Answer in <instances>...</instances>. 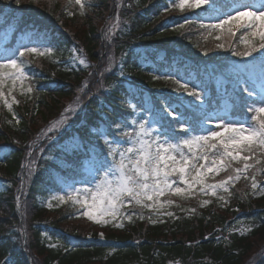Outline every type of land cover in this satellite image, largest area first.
Listing matches in <instances>:
<instances>
[{
	"label": "trees",
	"instance_id": "trees-1",
	"mask_svg": "<svg viewBox=\"0 0 264 264\" xmlns=\"http://www.w3.org/2000/svg\"><path fill=\"white\" fill-rule=\"evenodd\" d=\"M30 1L0 0V62L5 50L19 59L26 46L52 48L47 56L31 57L34 62L25 69L29 80L15 86L6 81V94L12 89L20 103L9 112L0 102V264L5 259L24 264L28 253L31 264H264V250L253 252L255 243L264 246V195L251 189L254 170L229 186L230 195L218 189L216 197H172L181 205L166 209L173 217L152 223L144 210L145 219H125L123 228L97 225L82 215L86 209L52 199L91 182L89 158L72 148L82 142L88 149L94 142L92 151L106 154L102 138L95 137L98 126L114 132L113 122L147 118V108L156 113L176 106L173 81L154 77L176 74L207 92L205 110L223 115L229 105L228 118H242L241 102L232 92L233 70L252 58L234 56L227 47L231 38L229 45L244 50L239 32L217 40L219 32L202 35L198 23L215 22L219 12L214 9L227 12L232 0H207L184 12L169 8L170 0H84V15L74 3L48 7ZM96 15L103 16L100 27ZM118 17L109 36V25ZM185 18L197 22L186 24ZM219 43L226 48L217 49ZM81 51L90 66L76 65ZM28 86L34 91L21 95ZM183 99L178 111L190 121L200 119L193 106L200 102ZM70 104L74 111L65 112ZM62 115L66 123L50 130ZM230 174L235 175L209 174L208 182ZM257 180L264 183V172ZM201 200L211 203L201 206Z\"/></svg>",
	"mask_w": 264,
	"mask_h": 264
},
{
	"label": "snow or ice",
	"instance_id": "snow-or-ice-1",
	"mask_svg": "<svg viewBox=\"0 0 264 264\" xmlns=\"http://www.w3.org/2000/svg\"><path fill=\"white\" fill-rule=\"evenodd\" d=\"M14 2L19 5L21 0ZM73 2L79 6L80 15H84V0H69L70 4ZM206 2L207 0H170L168 7L175 5L184 12L199 9ZM214 11L219 12L214 18L215 22L204 23L200 20L199 27L209 35L219 32L217 40L221 35L236 37L239 32V43L243 44L244 50L231 45L227 47L234 56L252 58L233 70L235 79L232 81V92L241 102L242 118H228L229 105H225L223 115L205 110L203 105L207 92L196 86L190 87L189 81L182 82V78H177L176 74L154 77L173 81L176 106L165 105L162 111L156 113L151 108L144 109L148 114L147 118L113 122L116 124L114 132L110 128L106 130L98 126L95 137L102 138L106 154L103 150L100 153L93 152L94 142L90 143L88 149H85L82 142H77L72 152L81 151L89 158L92 180L81 188L69 187L65 194L53 196V200L62 204L79 205L86 209L82 215L97 225L111 224L113 227L123 228L125 219L129 222L134 217L145 219L144 210L148 211L147 219L152 223L158 222L161 216L173 217L175 214L166 209L173 206L181 208V205L172 197L181 200H189L198 195L216 197L218 189L230 195L229 186L239 181L242 175L248 179L247 173L250 170H254L250 177L251 189L254 193L264 195V183L257 180V176L264 172V0H232L227 12ZM196 22L185 18L186 24ZM178 27L184 28L185 24ZM107 33L110 36L111 30H107ZM216 48L225 49L226 46L219 43ZM51 52L50 47L26 46L19 51L17 59L14 52L8 53L5 50V58L0 62V102L9 112L12 111L13 104H19L20 101L11 95L12 89L6 94V81H11L13 86L17 81L23 84V81L31 78L25 71L26 66L34 62L31 57H44ZM257 53L258 56L254 55ZM204 54L207 55V51ZM77 59L80 64L87 66L85 59ZM33 91V87L28 86L21 95ZM185 96L200 102L193 105L199 111L200 119L190 121L184 113L178 111L184 104ZM131 108L136 110L135 105H131ZM66 111L72 112L74 109L69 107ZM165 117L171 119L165 121ZM213 119L215 123H212ZM66 121L67 116L62 115L50 130L58 129ZM19 122V119L15 120L16 124ZM174 124L179 131L173 127ZM110 135L118 139H110ZM72 140L76 138L73 137ZM234 163L243 166L233 167ZM257 165H261V168H257ZM28 171L31 174V168ZM221 172H232L235 175L230 174L216 183L208 182L209 174H214V178ZM164 197L167 199H162ZM218 198L225 200L224 196ZM16 201L19 206V195ZM210 203V200L200 201L201 206ZM52 206L49 202L48 207ZM190 211L195 213L196 209ZM99 235L104 237L103 232ZM32 259L34 258L28 253L24 264H31ZM2 264H10V261L5 259Z\"/></svg>",
	"mask_w": 264,
	"mask_h": 264
},
{
	"label": "rangeland",
	"instance_id": "rangeland-1",
	"mask_svg": "<svg viewBox=\"0 0 264 264\" xmlns=\"http://www.w3.org/2000/svg\"><path fill=\"white\" fill-rule=\"evenodd\" d=\"M27 1H28V0H27ZM30 2H31L32 4H36V5H40V6H48V7H53V6L56 5V3H57L58 5H60V6H61V5H65V6L69 5V6L71 7V4L69 3V0H31ZM55 2H56V3H55ZM73 3H74V2H73ZM95 21H96L98 27H100V25H101L102 23H104V22H103V21H104V20H103V16H98V15H96V17H95ZM105 22H107V21H105ZM119 23H120L119 17H118V20H117L116 22H114V20H113L112 24L109 25L110 30H111V33H114V31H115V29L117 28V26H118ZM83 28H84V27H83ZM83 28H82V29H83ZM233 31H236V29L233 28ZM201 33H202V35H205L206 31H203V30H202V31H200V34H201ZM231 42H232V40H231V38H229V40H228V45H229ZM80 50H82L81 47H80ZM77 57L85 59V60L87 61V66H90V65H91V61H90V60L88 59V57L83 53V51H81V55H80V56L77 55ZM76 65H78V66H83V67H87L86 65H82V64H80L78 59H77ZM85 85H86V82H85ZM83 87L85 88V86H83ZM69 107L75 109V104H70V105L68 106V108H69ZM66 110H67V109H66ZM66 110H65V112H68V111H66ZM35 148H36V147H34L32 151H34ZM29 216H30V215H29ZM99 234H100V233H99ZM99 236H100V235H99ZM261 244H262V242L255 243V244H254V250H253V252H255L256 249H258V253H261V252L264 250V246L261 245ZM253 252H252V254H253ZM254 256H256V255H254Z\"/></svg>",
	"mask_w": 264,
	"mask_h": 264
}]
</instances>
